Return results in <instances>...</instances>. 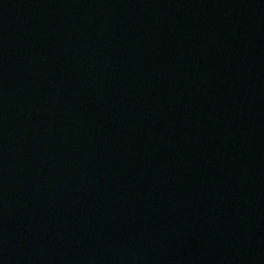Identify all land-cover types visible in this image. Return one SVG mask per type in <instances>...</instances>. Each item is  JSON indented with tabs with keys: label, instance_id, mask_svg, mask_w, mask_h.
Masks as SVG:
<instances>
[{
	"label": "water",
	"instance_id": "water-1",
	"mask_svg": "<svg viewBox=\"0 0 264 264\" xmlns=\"http://www.w3.org/2000/svg\"><path fill=\"white\" fill-rule=\"evenodd\" d=\"M0 264H264V0H0Z\"/></svg>",
	"mask_w": 264,
	"mask_h": 264
}]
</instances>
